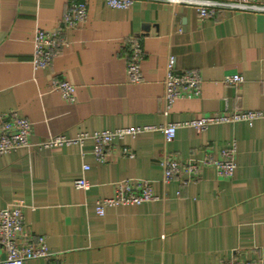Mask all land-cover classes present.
<instances>
[{"label":"crops","instance_id":"crops-1","mask_svg":"<svg viewBox=\"0 0 264 264\" xmlns=\"http://www.w3.org/2000/svg\"><path fill=\"white\" fill-rule=\"evenodd\" d=\"M81 1L0 0V122L18 112L32 124L31 147L0 155V210L22 203L21 243L43 238L50 253L27 264H264V118L203 132L181 127L169 143L161 131L215 114L264 112V13L220 11L202 20L190 6L138 1L122 11L85 0L87 21L69 29L64 17ZM37 30H60L67 42L47 70L32 64ZM132 37L142 45L140 83L127 76ZM170 55L177 74L198 73L202 85L200 97L177 100L165 116ZM235 74L242 84L224 83ZM64 82L76 88L74 103L53 89ZM147 126L157 130L106 148L103 163L91 140L38 147L50 135ZM234 144L236 173L221 177L204 161ZM166 159L198 171L164 183ZM81 177L88 191L75 187ZM124 181L152 183L157 199L98 215L96 203Z\"/></svg>","mask_w":264,"mask_h":264},{"label":"built area","instance_id":"built-area-1","mask_svg":"<svg viewBox=\"0 0 264 264\" xmlns=\"http://www.w3.org/2000/svg\"><path fill=\"white\" fill-rule=\"evenodd\" d=\"M138 1H159L173 6H190L196 8L202 20L215 17L217 12H254L264 13V5L260 0H105L109 8L116 10H128ZM88 19V6L85 0L73 2L69 11L64 17V24L69 29L81 27ZM67 45L63 33L45 32L37 30L34 37V52L32 64L34 70H47L51 67L57 51ZM129 54L127 60V76L131 83H140L141 61L143 58L142 45L136 38L128 40ZM176 57L170 55L167 60V73L164 80V111L168 116L170 111L179 99H193L201 95L202 81L198 73L177 74ZM244 78L241 75H227L224 83L227 85L242 84ZM53 89L60 91L64 99L69 103L76 101V88L74 85L64 82L55 83ZM264 118V112H244L237 111L230 114H215L203 118H197L186 123H170L162 127L166 142H172L177 130L181 127L193 128L200 132L206 131L214 125L236 124L239 122H252ZM32 124L18 112H13L0 122V155H6L22 148H29ZM157 130L156 127H131L116 130H105L101 132L82 133L76 138H68L63 135H50L39 148L53 149L69 145L84 144L91 140L94 143V156L98 162L106 161V148L113 146L117 142H122L126 137L136 138L138 135ZM123 154L129 158H134L135 154L128 148L123 147ZM236 144L222 151L220 159L208 158L204 162L216 168L221 177L233 178L236 169ZM164 176L163 182L168 183L177 174L182 172L196 174L197 165L183 167L174 159H166L163 162ZM89 166L84 165L83 171L87 172ZM75 187L79 190L88 191L90 183L85 177H81L75 182ZM153 193L152 183L131 181L120 182L116 185V193L112 198L100 199L96 203V211L100 216L105 215L107 208L120 207L126 205H142L156 200ZM24 205L15 202L7 208L0 210V250L5 252V258L0 259V264H27L29 260L49 257L50 253L43 238L36 246L24 245L21 243V235L24 230ZM221 264H249L240 263L235 260L225 261Z\"/></svg>","mask_w":264,"mask_h":264}]
</instances>
